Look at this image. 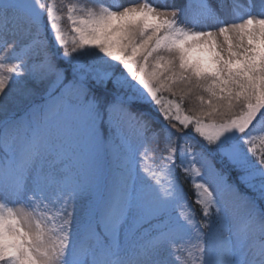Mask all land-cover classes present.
Returning a JSON list of instances; mask_svg holds the SVG:
<instances>
[{"label":"snow or ice","instance_id":"obj_1","mask_svg":"<svg viewBox=\"0 0 264 264\" xmlns=\"http://www.w3.org/2000/svg\"><path fill=\"white\" fill-rule=\"evenodd\" d=\"M227 3L0 0V264H264V0Z\"/></svg>","mask_w":264,"mask_h":264},{"label":"rangeland","instance_id":"obj_2","mask_svg":"<svg viewBox=\"0 0 264 264\" xmlns=\"http://www.w3.org/2000/svg\"><path fill=\"white\" fill-rule=\"evenodd\" d=\"M103 2L105 4L115 5L121 2V0H103ZM123 2L127 3L129 2V0H123ZM181 2H183V0H181ZM208 2L212 5L213 8H217V0H208ZM237 2L244 6L240 10V13L244 14V10L248 6V0H237ZM231 3L232 0H228L225 12L222 13V15L228 20L237 19V17L234 16L231 12ZM251 3H252V8H251L252 14H259L261 10V0H251ZM226 199L231 200L232 199L231 194H226Z\"/></svg>","mask_w":264,"mask_h":264},{"label":"trees","instance_id":"obj_3","mask_svg":"<svg viewBox=\"0 0 264 264\" xmlns=\"http://www.w3.org/2000/svg\"><path fill=\"white\" fill-rule=\"evenodd\" d=\"M193 2H195V0H193ZM178 175H179V171H178ZM180 182L183 185L185 192L188 193L189 201H191L192 196H191V188H190V186L183 180L182 176H181ZM240 192H241V194H245V195H247L249 197L254 198L256 200L258 208H260L261 210H264V200H260L258 198V193H253V192L249 191L248 189L244 188L243 186L240 187ZM192 207L194 209H196V212L198 214L199 213L198 206L193 204Z\"/></svg>","mask_w":264,"mask_h":264}]
</instances>
